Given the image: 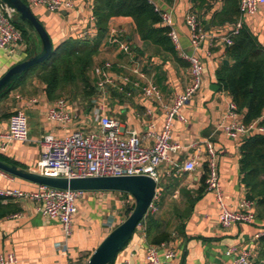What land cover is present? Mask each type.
Here are the masks:
<instances>
[{
    "label": "crops",
    "instance_id": "0c3cea01",
    "mask_svg": "<svg viewBox=\"0 0 264 264\" xmlns=\"http://www.w3.org/2000/svg\"><path fill=\"white\" fill-rule=\"evenodd\" d=\"M23 1L30 5L42 22L54 47L69 38L93 40L97 35L94 0H74L73 8L61 11H50L43 5H31L28 0ZM163 4L173 11L183 47L187 51H193L190 29L186 23V14L193 7L192 1L173 0L171 4ZM221 5L222 0L214 1L213 10L206 11L200 17L206 30V37L199 49L204 63L203 85L180 109L182 118L174 120L172 138L180 142L183 148L174 155V163H165L160 167L157 188L159 209L152 215L165 217L170 221L174 238L168 245L175 251L174 257H163L165 264H230L232 259L226 254L229 246L248 247L255 252L259 239L257 236L264 233V217L259 215L256 208V219L252 223L221 226L216 194L203 188V179L207 175L206 146L202 143L201 151L191 146L194 142H203L206 139L212 141L218 155L224 200L230 208L237 209L241 199L247 195L240 169L243 137L231 138L225 132V125L233 120L228 112L229 103L233 99L220 86L217 78V70L221 65L232 63L221 40L228 24L210 23L212 11L219 9ZM243 23L260 44L264 45V4L256 12L246 14ZM111 28L119 29L137 54L145 57L144 70L160 87L162 101L145 98L140 87L133 84L128 85L131 94L111 88L99 89L93 72L95 65L111 61L117 73H128V58L117 44L109 43L107 34L91 70L93 83L98 90L97 95L90 101H80L71 95L65 97L69 107L77 115L70 125L60 126L47 117V109L55 100L47 96L45 84L35 76L21 78L17 86L0 99L1 129L7 127L8 117L17 109L26 111L30 125V140L7 142L6 149H0L2 161L18 169L37 173L36 167L41 156L39 140L44 133L64 137L78 128L86 131L98 129V117L104 114L120 119L127 127L136 129L140 134L151 129L152 125L157 129L163 127L167 114L163 103L171 104L175 94L182 91L190 81L188 62L180 57L177 50V56L157 53L153 47L147 50L131 16H113L109 22V30ZM31 37L34 54L39 53L42 40L37 31L32 30ZM28 46L23 36V41L16 45L13 52L0 48V78L13 65L27 59ZM136 78L133 74L132 79ZM239 118L243 119V113H239ZM3 141L4 139H0V143ZM152 142L149 139L146 143ZM192 156L198 157L199 164L196 168L192 171H177V165L184 164ZM40 185L0 168L2 190L29 191ZM3 203L16 208L0 218V254L13 253L16 258L9 264H88L91 255L104 238L127 218V207L135 204V199L124 191L87 190L84 197L77 201L78 211L73 219L72 233L68 236L61 223L56 219H48L35 201L3 198ZM150 243L146 225L144 227L139 224L112 264H123L125 260H130L133 264H146V249Z\"/></svg>",
    "mask_w": 264,
    "mask_h": 264
},
{
    "label": "built area",
    "instance_id": "2783aa9c",
    "mask_svg": "<svg viewBox=\"0 0 264 264\" xmlns=\"http://www.w3.org/2000/svg\"><path fill=\"white\" fill-rule=\"evenodd\" d=\"M161 16V24L169 28L168 35L179 53L186 60L190 68V81L187 86L175 94L171 104H165L166 120L160 129L152 125L144 134L136 129L129 128L120 119L104 114L98 117V129L86 131L78 128L64 137H57L52 133H44L39 142L41 156L36 171L41 175L55 177H89V176H122L148 175L156 183V193L148 208L147 214L158 211L157 188L160 180V167L165 163H174V155L183 145L173 140L172 129L175 118H182L180 109L187 104L200 90L204 81V63L199 54L202 41L206 37L203 21L193 9L186 14V23L190 29V39L193 51H187L181 42L176 27L173 11L164 7L163 0H149ZM31 5H43L50 11H61L74 7V0H28ZM264 4V0H240V17L228 24L227 31L221 36L224 45L233 44V36L237 35L244 26L243 17L254 13ZM17 11L5 1H0V48L13 52L16 45L23 41V32L16 25ZM95 19V16H93ZM108 41L117 44L128 58L126 69L128 73H117L111 61L95 65L93 72L97 78V86L101 90L111 88L120 92H128L129 84L140 87L145 98L162 101L163 94L152 76L145 70V57L138 55L124 34L117 28H111ZM136 79H132V75ZM229 114L233 120L226 124L224 129L231 138L245 137L255 131L264 132V127L257 121L246 124L239 118L237 104L232 100L229 103ZM47 117L56 121L58 125H70L75 121L76 113L69 107L68 100L61 97L48 107ZM95 114V112H94ZM97 118V116H96ZM29 117L25 110L17 109L10 114L7 127L0 128V149L5 150L7 142L11 140L29 141ZM152 139L151 144L146 142ZM202 143L207 149V189L214 191L219 203V222L223 227H230L238 223H252L256 219V203L254 200L243 197L237 209H232L224 200L221 187L218 155L211 140L194 142L191 146L201 151ZM199 164L197 156L187 159L184 164L177 165V171H192ZM87 190L57 188L41 184L35 190L0 189V195L5 198L29 199L38 203L40 211L48 219L58 220L65 234L72 233L73 219L78 211L77 201L84 197ZM146 214V215H147ZM145 227V224L140 222ZM260 235L257 236V238ZM226 254L231 257L230 264H252L255 252L248 247L231 245ZM175 256V251L168 243H150L146 249V264H165V259ZM164 257V258H163ZM16 260L13 253L0 254V264H9ZM123 264H133L125 260ZM212 264V263H206Z\"/></svg>",
    "mask_w": 264,
    "mask_h": 264
},
{
    "label": "trees",
    "instance_id": "16d2710c",
    "mask_svg": "<svg viewBox=\"0 0 264 264\" xmlns=\"http://www.w3.org/2000/svg\"><path fill=\"white\" fill-rule=\"evenodd\" d=\"M171 4L173 0H163ZM199 17L214 7L216 0H191ZM93 11L97 17V35L93 40L69 38L54 47L43 61L28 67L17 79L0 93V99L17 86L20 79L32 75L45 84V92L51 100L74 96L80 101H90L98 90L93 83L91 70L100 45L109 30L113 16H131L147 50L157 53H170L177 56L176 49L168 35L169 28L161 24V16L149 0H94ZM240 0H222V5L212 11L211 24L224 25L236 22L240 17ZM28 42L27 59L34 54L33 27L16 19ZM233 44L226 46V55L231 64H222L217 70V78L237 104L238 112L243 113L246 124L254 121L264 127V45L248 28L243 26L233 36ZM34 48V49H33ZM240 169L242 181L247 188L246 197L256 203V209L264 217V132L255 131L241 141ZM204 177V186L206 185ZM135 204L127 207L128 216ZM10 204L3 203L0 196V218L14 211ZM146 225V233L151 243H169L173 240V228L165 217L147 214L141 221ZM252 264H264V233L257 241Z\"/></svg>",
    "mask_w": 264,
    "mask_h": 264
},
{
    "label": "water",
    "instance_id": "95a60500",
    "mask_svg": "<svg viewBox=\"0 0 264 264\" xmlns=\"http://www.w3.org/2000/svg\"><path fill=\"white\" fill-rule=\"evenodd\" d=\"M18 12V18L33 27L42 40V49L36 55L13 65L0 78V93L17 79L28 67L43 61L48 57L54 45L52 39L32 11L30 5L23 0H2ZM0 168L21 177L57 188L83 190H117L131 194L135 199L132 212L118 224L95 249L88 264H112L119 251L128 243L136 228L147 214L148 208L155 196L157 183L148 175L122 176H89V177H55L46 176L28 170L18 169L0 159Z\"/></svg>",
    "mask_w": 264,
    "mask_h": 264
},
{
    "label": "rangeland",
    "instance_id": "374dc122",
    "mask_svg": "<svg viewBox=\"0 0 264 264\" xmlns=\"http://www.w3.org/2000/svg\"><path fill=\"white\" fill-rule=\"evenodd\" d=\"M126 218V217H125Z\"/></svg>",
    "mask_w": 264,
    "mask_h": 264
}]
</instances>
